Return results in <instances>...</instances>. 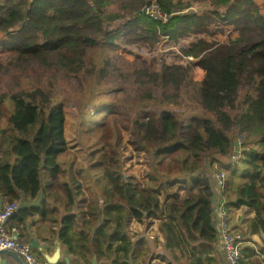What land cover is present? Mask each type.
<instances>
[{
	"label": "trees",
	"instance_id": "obj_1",
	"mask_svg": "<svg viewBox=\"0 0 264 264\" xmlns=\"http://www.w3.org/2000/svg\"><path fill=\"white\" fill-rule=\"evenodd\" d=\"M116 1L0 0V34L9 38L3 48L20 65L43 69L38 79L49 76L48 88L45 83L10 95L13 108L0 126V193L9 203L39 201L37 206L20 205L7 226L11 221L8 228L20 229L36 216L57 226L70 253L92 243L96 257L131 264L144 241H132L128 224L151 219L158 222L163 247L174 258L179 254L191 264H207L219 241L212 186L217 175H223L220 190L229 212L254 214L243 236L264 233V14L256 0H206L212 9L202 14H182L201 0H136L128 10L130 19L107 30L105 20L124 18L104 14ZM151 2L166 22L140 12ZM220 24L232 26L237 36L227 43L201 38L182 51L204 71L200 82L181 65L139 69L142 85L173 90L165 97L168 103L172 99L171 106L179 104L181 92L189 96L192 90L202 111L185 118L160 102L153 111L142 106L132 131L133 144L147 157L144 176L124 177L119 133L111 122L124 116L120 108L112 102L92 104L90 111L83 106L92 103L94 84L84 92L92 95L90 100L79 107L77 140L87 164L66 161L65 100L54 85L57 76H103L112 67L111 49L132 40L154 45L162 37L210 34V27ZM141 88L145 92L147 87ZM259 251L264 248L245 246L239 264H262L255 256Z\"/></svg>",
	"mask_w": 264,
	"mask_h": 264
},
{
	"label": "rangeland",
	"instance_id": "obj_2",
	"mask_svg": "<svg viewBox=\"0 0 264 264\" xmlns=\"http://www.w3.org/2000/svg\"><path fill=\"white\" fill-rule=\"evenodd\" d=\"M145 2L146 1H144V3ZM143 4H141V6ZM135 5H137L136 0H131L130 3L119 0L104 8V14L107 16L120 14L124 17L116 19L113 22L105 20V28H116L126 19H130L128 10ZM191 5V8L184 10L182 14L196 13L199 9L198 6H200L201 9L207 7L204 3H192ZM156 7L155 2H151L150 4L143 5L140 12L154 15L157 10ZM209 31L210 34H188L177 40H170L162 37L154 45L132 40L124 46L108 51V54L112 57V67H110L109 71L103 76L96 74V76L91 77L92 79H87L85 76L80 77V79L68 78V76L65 77L64 75L57 76L54 85L58 86L56 90L60 93L61 99L65 100L64 133L69 146V155L66 157V161L75 159L78 164H87L86 151L81 148L77 140L80 127L79 122L81 120L79 107L82 106L80 105L81 102H88L90 100L89 97L92 95L85 97L84 92L87 94L89 90L88 86L94 84L96 88L92 91L93 99L90 100L92 103L83 106L87 108L86 111H90V109L94 110L95 107L92 106V104L97 106L102 103L112 102L120 108L118 111H121L124 116L115 117L111 122L119 133L118 146L125 169L124 177H133L136 175L140 179L144 176L148 171V165L146 163L147 157L140 148L133 144L135 136L132 131V122L135 114L141 111L142 106L145 105L149 111H153L159 108L158 105L160 102V106L162 104L170 111L181 114L182 117L185 118L202 114V111L196 102V96L192 90L189 92V96L188 92H186V95L181 92L179 95L180 101L178 100L179 104L176 106L170 105L173 103L172 99H170L171 103H168L165 98L166 95H173V90L171 88H160L157 90L155 85L151 87L147 84H143L147 87L146 89L144 88L145 92H143L141 87L144 86L141 82L145 79L138 73L139 69L146 67L159 69L162 63L167 65H181L190 69V77L193 81L200 82L204 77V71L196 66L197 59L184 56L182 51L200 38L210 43H223V40H226L223 39V33L215 29L214 26L210 27ZM38 36L41 37L42 34L40 33ZM8 39L9 38L4 34H0V126L2 127L6 125L7 117L13 108V104L9 100L12 93L21 90H33L36 86L40 84L44 85L45 83V87L48 88L47 81H49L46 80V78L49 79L48 75L38 79L40 75L38 73L42 72L41 70L43 69L40 68V70L34 65H20L19 62L12 60L14 57L2 46V43L8 41ZM39 40H41V38H39ZM87 50L90 51L92 49L88 48ZM97 52H90L89 55L99 59V56H97L99 52L98 54ZM99 78H102L100 80L101 85L97 86ZM114 87L120 90L113 91V93L99 94L100 90L104 89L107 91ZM122 89H124V91H121ZM146 93L151 96L147 98L152 99H147L145 96ZM256 247L259 249V245H256Z\"/></svg>",
	"mask_w": 264,
	"mask_h": 264
},
{
	"label": "crops",
	"instance_id": "obj_3",
	"mask_svg": "<svg viewBox=\"0 0 264 264\" xmlns=\"http://www.w3.org/2000/svg\"><path fill=\"white\" fill-rule=\"evenodd\" d=\"M204 3L207 7L205 9H201L200 6L198 11L193 14H202L210 11L212 7L209 2L206 0H201L196 4ZM256 3L262 10L264 14V0H256ZM192 6V5H191ZM190 6V8H191ZM189 8V9H190ZM215 29L220 30L223 33V43H227L230 39L235 38L237 36V32H235L232 26H227L220 24L218 26H214ZM228 34H227V33ZM226 33V34H225ZM201 39V38H200ZM206 41V40H205ZM135 179H139L136 175L133 176ZM218 181L215 179L212 180L213 186V203L214 206L217 205L222 198L221 190L218 186ZM8 203V200L3 197L0 193V210ZM39 204L38 200L24 201L21 202L20 205H25L22 207H30L37 206ZM230 224L234 231L241 232L242 234L246 231L247 223L253 217V212L246 211L245 209H237L230 210ZM11 224L9 221L8 226ZM97 227L94 228V231ZM16 229V234L19 240L28 241L32 245V241L36 242L38 247L42 248L47 252L48 255H52L54 252V243L57 238H59V234L57 226H49L46 221L40 219L36 216L28 219L21 226L20 229ZM94 231H92V235H94ZM127 231L129 236L131 237L134 243L138 241H144V245L142 247H138L136 252H138V256L134 258V263L131 264H191L188 257L184 256L180 258V255L177 254V258H174L169 251L165 250L163 247V235L159 231L158 222L155 220L147 219L142 223L136 222L132 220L128 224ZM245 238H249L250 240L246 241V247H251L254 251H258L256 245H259V249L264 248V241L262 240L261 235H251ZM246 240V239H245ZM61 243V242H60ZM138 250V251H137ZM61 252L62 256L57 262V264H110L107 260L103 258H98L94 254L93 244L91 243L89 247L85 249H79L76 254H72L68 251V249L61 243ZM140 253V254H139ZM35 255L39 259V264H48L42 257V254L35 249ZM256 258L264 264V252L257 253ZM80 257V258H79ZM208 257L211 258V261H208L207 264H227L224 258V253L222 249V245L220 240L216 246V249L208 254ZM24 263V262H23ZM0 264H20L16 259L8 255L0 256Z\"/></svg>",
	"mask_w": 264,
	"mask_h": 264
},
{
	"label": "built area",
	"instance_id": "obj_4",
	"mask_svg": "<svg viewBox=\"0 0 264 264\" xmlns=\"http://www.w3.org/2000/svg\"><path fill=\"white\" fill-rule=\"evenodd\" d=\"M157 7L154 15L143 14L152 19L166 22V15L161 13L159 7ZM237 144H239V140H237ZM216 178L221 189L224 183L223 175H217ZM214 207L216 228L219 234V240L222 245L225 261L227 264H239L242 249L246 245L245 237L241 232L232 229L229 210L226 208L223 199ZM19 208V202H8L0 210V253L3 251H11L16 253L22 259L24 264H39V259L35 255V250L32 245L19 240L16 234V229H10L7 226L8 220Z\"/></svg>",
	"mask_w": 264,
	"mask_h": 264
},
{
	"label": "water",
	"instance_id": "obj_5",
	"mask_svg": "<svg viewBox=\"0 0 264 264\" xmlns=\"http://www.w3.org/2000/svg\"><path fill=\"white\" fill-rule=\"evenodd\" d=\"M144 216H146V213H143ZM262 240L264 241V233H260ZM32 247L35 250H38L41 254L43 259L48 263V264H57V262L59 261V259L62 256V252H61V243L59 238L56 239L55 243H54V252L52 255H48L47 252L45 250H43L42 248L38 247L37 243L32 241ZM1 255H8L13 257L14 259H16L20 264H24L22 259L14 252L11 251H3L0 253Z\"/></svg>",
	"mask_w": 264,
	"mask_h": 264
}]
</instances>
